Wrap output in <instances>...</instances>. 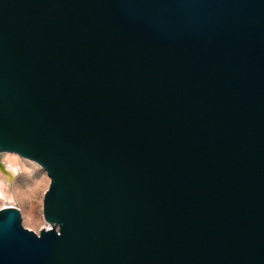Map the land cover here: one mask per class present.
I'll list each match as a JSON object with an SVG mask.
<instances>
[{
	"label": "water",
	"instance_id": "obj_1",
	"mask_svg": "<svg viewBox=\"0 0 264 264\" xmlns=\"http://www.w3.org/2000/svg\"><path fill=\"white\" fill-rule=\"evenodd\" d=\"M0 153V264H264V0H0Z\"/></svg>",
	"mask_w": 264,
	"mask_h": 264
},
{
	"label": "rangeland",
	"instance_id": "obj_2",
	"mask_svg": "<svg viewBox=\"0 0 264 264\" xmlns=\"http://www.w3.org/2000/svg\"><path fill=\"white\" fill-rule=\"evenodd\" d=\"M16 164L19 170L0 186V210L12 207L19 211L23 228L39 234L49 228L42 216L43 196L49 186L45 171L37 164L15 154L0 153V166ZM2 191V192H1Z\"/></svg>",
	"mask_w": 264,
	"mask_h": 264
},
{
	"label": "bare ground",
	"instance_id": "obj_3",
	"mask_svg": "<svg viewBox=\"0 0 264 264\" xmlns=\"http://www.w3.org/2000/svg\"><path fill=\"white\" fill-rule=\"evenodd\" d=\"M18 170H19V166H17L16 164L8 163L7 166L5 167L0 166V186L3 185L4 179L6 180L12 179V177Z\"/></svg>",
	"mask_w": 264,
	"mask_h": 264
}]
</instances>
